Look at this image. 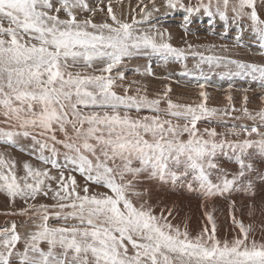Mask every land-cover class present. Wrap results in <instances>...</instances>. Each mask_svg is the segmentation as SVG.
<instances>
[{"label": "snow or ice", "instance_id": "snow-or-ice-1", "mask_svg": "<svg viewBox=\"0 0 264 264\" xmlns=\"http://www.w3.org/2000/svg\"><path fill=\"white\" fill-rule=\"evenodd\" d=\"M149 2L152 11H159L155 0ZM163 6L186 13L185 31L193 14L201 10L210 18L218 16L226 30L231 20L240 33L250 29L264 50L260 14L264 0H197L194 4L163 0ZM146 7H141L144 20L133 16L129 23L118 19L109 4L111 23H96L91 17L79 16L95 11L87 0H0V145L19 148L21 139H30L34 158L50 165L38 168L25 161L23 174H19L16 160L0 150V192L12 201L19 198L28 203L50 194L55 201L20 210V215L31 210L35 230L27 235L17 231L15 222L0 229V264H264V239L257 240L251 226L235 217L239 232L231 239L218 238L211 213H206L211 229L204 227L192 235L186 226L181 230L171 224L163 213L153 215L147 202L137 207L129 198V193L141 195L135 192L134 181L144 173L162 182H178L191 175L206 198L237 189L252 192L254 181L248 174L253 169L245 163L246 153L249 148L264 153V108L255 116L244 109L260 123L244 128L245 138L232 142L217 140L225 134L215 129L201 132L197 128L202 115L215 111L203 103L197 112L169 101L162 116L159 100L113 91L117 77L110 74L125 59L150 52L165 58L185 55V49L167 42V30L137 27L151 15ZM235 39L239 45L240 36ZM221 47L227 51L226 45ZM187 48L210 68L231 65L234 74L264 84V64L204 56L192 44ZM94 61L104 64L100 74L72 71L92 68ZM118 78L123 79L122 72ZM133 108L156 114L132 118L128 110ZM165 116L184 123H173ZM229 134L240 135L235 126ZM253 134L258 139L249 138ZM225 148L232 149L239 164L236 173H228L215 162L217 152ZM134 162L139 166L134 167ZM72 171L109 191L89 194L86 183L81 194ZM214 173L216 183L210 179ZM259 178L264 181V175ZM50 217L64 223L51 225Z\"/></svg>", "mask_w": 264, "mask_h": 264}, {"label": "rangeland", "instance_id": "rangeland-1", "mask_svg": "<svg viewBox=\"0 0 264 264\" xmlns=\"http://www.w3.org/2000/svg\"><path fill=\"white\" fill-rule=\"evenodd\" d=\"M190 2L194 4L197 0H190ZM87 3L89 8L95 11L80 12L79 16L81 19L91 17L96 23L105 21L111 23L110 18L107 16L109 4H111L118 19L129 23L132 22L133 16L137 21L144 20L141 7L147 6L145 11H151V15L146 21L138 24L137 27L150 29L155 26V31L163 32L167 30L170 33V38L166 37L167 42L176 48L185 49L183 58H165L160 54L150 52L148 55L125 59L110 74L117 77L113 91L118 95L127 94L128 96H143L148 100H159L158 107L162 116L168 109L169 101L175 105L190 106L195 108L197 112H199V105L203 103L210 112L215 111L211 115L207 113L202 115L197 122V128L201 132L205 129H215L218 134H225L223 137L218 135L217 140L226 139L235 142L238 139H243L246 135L244 128L250 129L254 124L260 123L258 117L253 120L246 115L244 109L247 108L248 112L255 116L260 109L264 108V100L261 99L264 97V84L259 80H253L249 76L234 74L236 70L231 65L210 68L207 63L202 64L200 62V55H193L192 51L187 48L188 44H192L195 46L196 52L204 56H227L245 62L264 64V50L260 48L257 37L250 29L240 33L237 26L229 20L226 30L225 22L220 20L218 16L210 18L201 10V12L193 14L191 23L187 25V31H185L183 16L186 13L180 9L170 10L165 8L163 0H155L159 11H152V4L149 0H87ZM260 14L261 18H264V11H261ZM61 18H63V14H61ZM5 26H7V22H5ZM237 35L240 36L239 45H237L235 39ZM157 38L159 39V37ZM212 45H215V47H210ZM224 45L227 46V51L221 47ZM103 66V62L94 61L92 68L72 69V71L79 70L86 71L89 74H100V69ZM121 72L123 73V79L118 78V73ZM230 72L233 74H229ZM201 92L205 93L203 97L200 95ZM245 96L248 98L247 102L244 100ZM229 97H231V100L228 99ZM91 110L102 111L101 109ZM84 111L87 112L89 109H84ZM128 111L132 118H143L156 114L147 108H143L139 112L135 108ZM123 112L124 110L121 109L122 115ZM164 118L173 119V123H184L183 120L176 121L174 118L166 116ZM233 126L240 133L239 137L229 134ZM261 130L264 131V129ZM57 136L60 139L63 138L60 133H57ZM183 138L187 139V134H184ZM249 138L258 139L255 134ZM31 143L30 139H21V147L19 148L0 145V150L6 151L11 158L16 160L19 174H23L22 164L25 161L35 167L50 168V165L41 163L39 166L40 161L34 158L29 148ZM61 152H63V149H61ZM60 159L62 163V156ZM215 162L230 174L239 170V164L230 148L218 151ZM245 163H250L253 169L248 174L254 181L252 192L237 189L225 193L223 196L217 195L206 198L200 190L199 183L194 181L191 175L178 182H172L171 180L162 182L159 178H152L144 173L134 181V190L141 193V195L136 196L132 193L128 195L135 206L139 207L147 202L153 215L160 217L163 213L171 224L179 226L181 230H184L186 226L192 235L197 234L204 227L211 229L210 226L206 225L208 224L206 213H211L213 218L215 217L217 220L216 234L220 239H231L239 232V229L235 228L233 217L242 221L245 226H251L253 229L251 235L257 240L264 239V181L259 178L264 175V153L256 148H249ZM133 166H139L138 162H134ZM68 171L65 170L66 175ZM52 173L58 175L55 169H52ZM71 174L75 177L77 184L80 186L81 194H83V186L88 182L77 171H72ZM127 179H131V176H128ZM210 179L214 183L218 182L215 173ZM190 183L191 188H189ZM88 186L90 188L89 194L109 191L94 183H88ZM233 202H235L234 205ZM53 203L55 201L51 198V194L49 196L41 195L36 200L25 203L24 200L19 198L13 202L5 193L0 192V229L10 227L12 222H15L17 231L22 236L27 235L28 232L35 230L31 210L29 209L28 215H20V210L28 209L29 204ZM176 209L181 212L177 217L173 215ZM169 210L171 211L170 216L168 215ZM192 210L201 213V218L195 221L196 224L198 223L199 230H196L197 228L193 226L194 222L191 220ZM74 222L69 221V223ZM49 223L59 225L64 221L50 217ZM20 246L22 247V242ZM129 249L131 250L130 245Z\"/></svg>", "mask_w": 264, "mask_h": 264}, {"label": "bare ground", "instance_id": "bare-ground-1", "mask_svg": "<svg viewBox=\"0 0 264 264\" xmlns=\"http://www.w3.org/2000/svg\"><path fill=\"white\" fill-rule=\"evenodd\" d=\"M1 147H2V146H1ZM28 150H29V149H28ZM9 151H10V150H9ZM9 153H10V152H9ZM11 155H12V154H11ZM21 155H22V154H21ZM12 157H14V156H12ZM32 163H33V162H32ZM260 164H261V163H260ZM39 166H40V162H39ZM262 166H263V165H262ZM38 168H39V167H38ZM56 174H57V173H56ZM263 184H264V183H263ZM82 191H83V190H82ZM237 194H238V193H237ZM238 195H240V194H238ZM261 196H262V195H261ZM257 199H258V198H257ZM260 200H261V199H260ZM13 202H14V201H13ZM22 202H23V201H22ZM22 202H21V203H22ZM4 204H5V203H4ZM8 204H9V203H8ZM11 205H12V204H11ZM21 208H22V207H21ZM23 208H24V207H23ZM243 208H244V207H243ZM8 209H10V208H8ZM18 209H19V208H18ZM219 210H220V209H219ZM14 211H15V210H14ZM154 211H155V210H154ZM154 211H153V212H154ZM244 211H245V210H244ZM155 212H156V211H155ZM158 213H159V212H158ZM180 213H181L180 210H179V209H176V211H175V213H173V215L177 217V216L180 215ZM212 213H213V212H212ZM237 213H238V212H237ZM192 214H193V215H192V219H191V220H193V222H194L193 226H195V228H197L196 230H199L200 228H199V226L197 225L198 223L196 224L195 221L198 220L199 218H201V213H200V211H197V212H196L195 210H194V211L192 210ZM222 216H223V215H222ZM206 219H207V218H206ZM220 219H221V218H220ZM213 221H214V223H215V225H216L217 220H216L215 217L213 218ZM200 222H202V221H200ZM241 222H242V221H241ZM221 223H222V222H221ZM204 224H205V223H204ZM225 224H226V223H225ZM206 225H208V226L211 227V225H210L209 223L206 224ZM184 226H185V225H184ZM221 226H222V225H221ZM181 227H182V226H181ZM229 227H230V226H229ZM229 227H228V228H229ZM231 227H233V226H231ZM246 227H247V226H246ZM235 228H236V226H235ZM216 229H217V227H216ZM220 234H221V233H220Z\"/></svg>", "mask_w": 264, "mask_h": 264}]
</instances>
